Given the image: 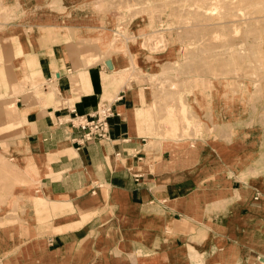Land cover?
Instances as JSON below:
<instances>
[{"label": "crops", "instance_id": "1", "mask_svg": "<svg viewBox=\"0 0 264 264\" xmlns=\"http://www.w3.org/2000/svg\"><path fill=\"white\" fill-rule=\"evenodd\" d=\"M9 1L5 6L21 1L24 12H33L27 21L38 22L64 5ZM57 15L53 21L62 18ZM20 49L22 69L44 81V95L54 90L49 99L57 92L63 105L31 94L15 100L20 122L6 123L11 129L0 132V153L28 172L40 197L55 205L49 207L56 217L47 230L26 226L38 231L34 239L38 236L53 264L264 261L263 197L230 167L232 161H222L231 147L222 151L215 137L189 143L151 137L146 94L134 82L119 85L117 71L132 59L144 64L142 53L128 51L89 65L79 46L39 41ZM101 103L113 110L108 139L80 144L74 116L88 115Z\"/></svg>", "mask_w": 264, "mask_h": 264}, {"label": "rangeland", "instance_id": "2", "mask_svg": "<svg viewBox=\"0 0 264 264\" xmlns=\"http://www.w3.org/2000/svg\"><path fill=\"white\" fill-rule=\"evenodd\" d=\"M8 2L0 0V132L20 122L15 107H4L25 95L63 105L57 92L55 100L47 98L44 81L22 69L20 47L65 43L82 55L101 52L98 62L142 53L151 63L132 59L123 68L131 79L124 81L122 70L115 76L146 94L150 136L163 143L221 139L222 151L232 149L222 161H232L264 201V0H63L44 22L27 21L32 10L28 15L21 1ZM40 196L30 174L0 153V264H53L34 239L38 231L26 227L45 231L56 217L55 205Z\"/></svg>", "mask_w": 264, "mask_h": 264}, {"label": "built area", "instance_id": "3", "mask_svg": "<svg viewBox=\"0 0 264 264\" xmlns=\"http://www.w3.org/2000/svg\"><path fill=\"white\" fill-rule=\"evenodd\" d=\"M113 116L112 106L101 103L88 115L74 116L73 127L82 132L80 144L90 141H105L109 137L108 119Z\"/></svg>", "mask_w": 264, "mask_h": 264}, {"label": "bare ground", "instance_id": "4", "mask_svg": "<svg viewBox=\"0 0 264 264\" xmlns=\"http://www.w3.org/2000/svg\"><path fill=\"white\" fill-rule=\"evenodd\" d=\"M250 1V0H249ZM212 10L214 11V8H212ZM211 12V11H210ZM208 13V12H207ZM146 30V28L144 27V26H142L141 28H139L138 29V32L140 33L139 35H143V34H141L142 32H144ZM157 34H159V33H157ZM145 35V34H144ZM152 35V34H151ZM160 35V34H159ZM150 36V35H149ZM153 36V35H152ZM143 37V36H142ZM159 37V36H158ZM147 38V37H146ZM153 38V37H152ZM155 39V37L153 38V40ZM148 40H152V39H148ZM157 40V39H156ZM151 42V41H150ZM156 43H158V42H156ZM151 44H153V43H151ZM155 44V43H154ZM156 45V44H155ZM154 49V48H153ZM125 52V51H124ZM100 54H101V52L99 53V52H96V51H94V52H90L89 54H87L86 55V63L87 64H89V65H92L93 63H96V62H98V61H100ZM230 59V61L233 59V58H229ZM151 60H152V58H150V57H145V58H143L142 59V61H143V63L144 64H148V63H150L151 62ZM204 62H206L205 60H203ZM74 62H77V61H75V59H74ZM221 62H223V59L221 60ZM228 62V61H227ZM224 63H225V61H224ZM77 64V63H76ZM199 64L201 65V64H203V62L201 63V61L199 62ZM78 66V65H77ZM132 71V70H131ZM135 70H133L132 71V73L134 72ZM130 72V71H129ZM129 72H127V71H123L122 70V72H121V75L124 77V81H127V80H130L131 78V72L129 73ZM54 92V90L53 89H50L49 90V92H46V97H48V98H50V96H51V94ZM11 107L12 108H14V106H12V105H8V106H6V107H4L5 108V110L8 112V111H11L10 109H11ZM222 129H224V127H222ZM30 188V187H29Z\"/></svg>", "mask_w": 264, "mask_h": 264}, {"label": "water", "instance_id": "5", "mask_svg": "<svg viewBox=\"0 0 264 264\" xmlns=\"http://www.w3.org/2000/svg\"><path fill=\"white\" fill-rule=\"evenodd\" d=\"M105 65L107 66L108 69H112V65L109 60L105 62Z\"/></svg>", "mask_w": 264, "mask_h": 264}]
</instances>
